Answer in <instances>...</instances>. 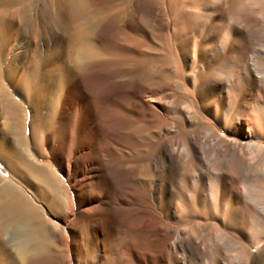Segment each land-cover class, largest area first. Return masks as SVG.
Instances as JSON below:
<instances>
[{"label": "bare ground", "instance_id": "obj_1", "mask_svg": "<svg viewBox=\"0 0 264 264\" xmlns=\"http://www.w3.org/2000/svg\"><path fill=\"white\" fill-rule=\"evenodd\" d=\"M102 1L0 0V103L1 114L7 121L0 134V161L9 169V177H3L5 182L0 187V264H33L36 259L46 255L56 242L65 252L62 256L65 262L72 264L88 260L99 264H120L122 260H128L130 264H150L127 246L129 238L133 237L130 228L123 229L114 222L118 213L127 219L128 211L124 213L126 209L123 206L132 207V200L137 196L131 191L125 196L119 194V182L122 181L117 178V173L122 169L116 171L114 168L108 172L101 167V163H97L92 174L87 170V162L83 161L81 173L73 175L71 154L77 126L68 133L62 130L60 135L54 131L59 135V148L53 151V155H59L58 159L64 163L66 181L57 176L53 167H47L49 164L46 166L36 158L40 146L50 134L49 128L58 120L56 116L62 97L66 96L67 85L71 89L70 95L72 93L70 105L74 108L78 105V110H84L87 119L92 117L91 108L81 104L84 98L73 93L76 82L69 81L88 66L106 64L102 44L111 48L121 46L115 19L97 20L90 17L96 5ZM142 1L143 14H150L152 25L142 14L138 18L131 17L125 28H139L151 36L160 32L175 54L178 45L183 46L187 59H183L182 63L190 62L193 75L191 85L198 92L199 100L188 105L180 113L182 117L191 120L194 112L203 113L220 122L225 129L232 130L233 136L236 139L239 137V144L251 153L264 150L261 143L264 141V0ZM129 47L138 48V45L134 42ZM63 53L67 54L70 64L59 76L56 70L64 64ZM3 63L8 65L10 80L21 82L14 85L11 92L1 83L6 76ZM111 70L105 67L101 72L96 70L94 81L90 82L91 90L101 99L96 110L106 131L102 139L97 136V144L103 153H110L113 149L109 131L117 133L114 145L133 137L129 130L125 131L127 114L119 111L123 104L127 108H135L132 114L158 116L163 112L155 91L138 83L96 84L102 78H108ZM120 93L123 94L122 99L118 97ZM12 94L22 102H31L34 95L44 98L37 100L38 106L35 110L33 108L29 136L26 135L27 124H24L22 105ZM131 97L137 100L132 101ZM249 105L257 108L258 114L241 117L238 107L245 109ZM41 108L46 110L44 116L37 110ZM74 112V122H77L76 118L81 112L77 109ZM250 119L253 125L246 129L245 134L244 120ZM44 132L47 134L43 136ZM68 136L70 146L64 151L66 143L63 138ZM204 145L200 137L194 136L187 144L182 143L174 150L162 146L151 163L153 180L146 186L136 188L143 196L147 193L156 213L171 220L170 224H157L166 237L159 254V264H194L202 261L199 257L200 246L185 227L192 220L201 218L199 210L203 212L202 215L206 214L209 216L207 218L216 221L220 229L226 227L225 224L228 227L233 225L235 216L242 229L248 222L247 201L250 197L242 190H231L226 185L224 190L225 187L223 189L218 187V183H212L211 194L200 197V194L187 189L190 185L194 189L202 187V174L198 176L193 169L184 173L181 182H177L182 155L195 158L196 153L202 154ZM88 151L85 152L87 156H93V152ZM95 161L100 160L95 158ZM222 165L227 172L238 178L244 177L243 180L250 170L246 160L234 148L228 154V163ZM215 170L217 173L220 168ZM81 174L86 175L81 178ZM172 177H175L174 181H171ZM34 182L40 192L28 187ZM253 199L259 203L260 198ZM133 209L136 208L133 206ZM9 232L14 235L10 246L12 251L2 239ZM223 232L221 229L220 234ZM217 236L223 241L236 239L243 251L249 250L248 242L233 233L225 232ZM71 256L76 260H70ZM209 262L221 264L215 258H209Z\"/></svg>", "mask_w": 264, "mask_h": 264}, {"label": "rangeland", "instance_id": "obj_2", "mask_svg": "<svg viewBox=\"0 0 264 264\" xmlns=\"http://www.w3.org/2000/svg\"><path fill=\"white\" fill-rule=\"evenodd\" d=\"M142 2V0H103L102 3L96 5L92 14H90V17H95L97 20L115 19L119 27L118 42L121 46L111 48L110 45L102 44V49L104 48L103 60L106 64L96 67L88 66L83 72L75 75L73 80L69 81L76 82L73 93L84 98L81 104L91 108L92 117H90L91 119H87L83 112L84 110H78V105L75 106V108L70 105L69 99H71L72 93L70 95L71 89L69 85H67L66 96L62 97L58 114L56 116V119L58 120H56V124H53L49 128L51 130H49L50 134L48 137L46 136V139L44 140L45 143L42 144L43 146H40L41 148L39 149L41 150L38 151L39 154H37L36 158H38L42 164L46 166L48 164L50 165L47 167H51V169L53 167L57 176L63 181H66L67 174L64 172L65 165L58 159V157H60L58 154V156L53 155V151L59 148L57 147V140L61 134L59 132L63 130L68 133L71 128L77 126L76 130H78V132L75 135L73 154H71L73 155V175L81 173V163L83 161L85 163L87 162V170L92 174L95 173L93 171L94 168H96L97 163L98 165L101 163V167H104L108 172H112L114 168L116 171L122 169L117 173V178L120 179L119 181H122L119 182V194L125 196L127 193H130V191L135 192V195L137 196H134L132 202H134L133 206L136 209H133V206L127 207L124 205L123 209H126L124 210V213L128 211L127 219L122 218L121 214L118 213L114 218V222L123 229L130 228L132 231L131 234L133 233V237H130L127 243L128 247H132L131 249L129 248L130 251L134 250L136 256H143L150 264H159V254H161L163 250L162 247L166 237L164 236L165 232L160 228H157V224H170L171 220H168L162 214L156 213L154 205H152V200L148 197L147 193L143 196L136 188L146 186L153 180L154 169L151 163L159 154L162 146H168L174 150L178 145L182 143L187 144L191 138L198 136L205 144L204 150L202 151V154L196 153L195 158H189L185 155L183 157L182 155L176 180L177 182H181L180 178H182L183 174L188 173V171H192L193 169L198 176L202 174L200 176L202 178H200V181L202 182L203 180V188L200 187L194 189V187L190 185L187 189L192 193H196V195L200 194V197L211 194L210 192L213 188L212 183H218V187H222L223 189L225 187L224 190H226V186H228L231 190H242V192L246 193L250 198L247 201L249 203V217L245 227L243 229L240 228L237 216H235L236 220L233 225L228 227L225 224L226 227H221V229L225 232L233 233L235 236L248 242L249 250L247 252L243 251L236 239L223 241L218 238V234L223 235L225 232L220 234L221 229L216 221L212 220V218H207L209 216L206 214L202 215L203 212L199 210L198 213L201 218L198 220L194 219L188 224H185L186 231L189 233L190 237L200 246L199 257L202 258V261L194 264H209V258H215L221 264H264V150L261 152L254 150V152L252 151L251 153V151L239 144L240 139L239 137L236 139L233 136L232 130L225 129L220 122L218 123V121L208 118L203 113L194 112L191 120H185L182 117L180 113L188 105H192L199 100L198 92L191 85V82H193V75L190 71V62L186 61L185 63H182L183 59H187L184 47L178 45L176 50V52H178L175 54L160 32L157 35L151 36V34L145 33L139 28H125L127 21L131 17L138 18L143 14L142 6H140ZM143 16H145L146 20H148L147 22L152 25L150 14L148 15L146 13L145 15L143 14ZM186 35L187 34L184 36ZM134 42L137 43L138 48L129 47V44L132 45ZM62 57L64 64L56 70V72H58L57 75L59 76L62 75V72H64L70 64V60L68 62L69 58H67V54L63 53ZM104 67L110 70L112 69V73L108 78H102L101 80L103 82H97L96 84L105 85L106 83L104 82L138 83L140 86L155 91L156 99L160 102L159 104L163 108V112H161L162 114L160 113L158 116H147L145 114H132V111L135 108H127L126 105L123 104L122 109L119 111L127 114L128 122L125 131L129 130L133 137L126 142L114 145V139H116L117 133L109 131L112 139L110 142L113 144V149L110 153H103L98 148L97 142L99 137L97 138V136H100V139H102L106 128L104 123L99 120L100 118L96 110V106L101 102V99L91 90L92 85L90 84V82L94 81L93 75L96 74V70L101 72V69L103 70ZM2 68L3 72L6 73V76L3 77L4 82L1 83L5 86L6 90L8 89V91L11 92L14 90V85H20L21 82H12L10 80L9 69L7 70L8 65L6 63L2 64ZM120 94L118 97L122 99L123 94ZM13 97L22 105V111L24 113L23 120L25 121L24 124H27H25L26 135L29 136L30 122L33 120L32 118L34 116L35 107L38 106L36 102H38L37 100L44 98L34 95V97L31 98V102L27 100L22 102L16 95ZM133 100H137L136 97H133L132 101ZM34 102L36 106H34ZM241 108L242 107H238V110L240 109V115H242L241 117H243V115H245L244 117H252L257 115V111H259L251 105L245 109L242 108L243 112H241ZM75 109L81 112L80 116L76 118L78 123L74 122L76 117L74 112ZM37 110H39L41 116H44L46 113V110L43 108ZM228 118L229 117H227V122ZM88 121L89 123H86ZM229 121L231 120L229 119ZM6 122L5 117L1 114L0 103V134L2 133L1 131H4V124ZM251 125H253L251 119L244 120L243 132L245 134L246 129ZM54 131L56 133L58 132L59 135ZM45 133L47 134V132H44L43 136ZM224 133L227 135L225 136ZM69 139V136L63 138V141L66 143L64 151L70 146ZM245 139L246 138H243V140ZM28 140L30 142V138ZM258 142L261 141L258 140ZM261 143L264 147V141ZM30 146L31 145L29 144V147ZM231 148H234L235 151H237V154L243 157L249 166L250 170L246 173L245 180H243L244 177L238 178L233 173L232 175L227 172L224 165H222L228 163V154L230 153ZM88 149L90 152H93V156H87L85 152H89ZM94 157L100 161H95V163ZM218 167L220 170L217 171V174L215 169ZM222 169H225L226 171ZM8 171L9 169L5 168L0 161V187L3 185L2 183L5 182L3 177H9ZM83 175L86 174H81L80 177L83 178ZM87 175H89V173H87ZM174 178H170L171 181H174ZM241 181H244L243 183L246 184V188ZM34 184H31L28 187L40 192L41 190L37 186V183L34 182ZM28 187H26V189L30 191ZM130 187H132V189ZM253 198H260L259 203ZM42 203L40 204L42 205ZM54 217L55 215H53V218ZM131 222H133V224H131ZM134 224L135 226H133ZM128 225L130 227H128ZM13 238L14 235L12 232L2 236L3 241L7 243V246L9 247V251L13 250V248L10 247L12 246ZM64 254L65 252L62 250V246L59 242H56L50 247V250L46 255L36 259V262L33 264H72L69 261L65 262L62 257ZM69 259L76 260L73 256L69 257ZM81 264L99 263L88 260L85 262L82 261ZM120 264L130 263L128 260H122Z\"/></svg>", "mask_w": 264, "mask_h": 264}]
</instances>
